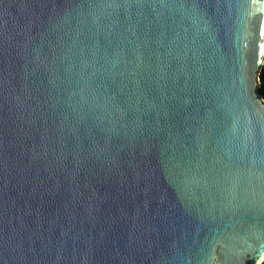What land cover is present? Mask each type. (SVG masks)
I'll list each match as a JSON object with an SVG mask.
<instances>
[{"label":"water","instance_id":"obj_1","mask_svg":"<svg viewBox=\"0 0 264 264\" xmlns=\"http://www.w3.org/2000/svg\"><path fill=\"white\" fill-rule=\"evenodd\" d=\"M264 0H0V264L264 261Z\"/></svg>","mask_w":264,"mask_h":264},{"label":"trees","instance_id":"obj_2","mask_svg":"<svg viewBox=\"0 0 264 264\" xmlns=\"http://www.w3.org/2000/svg\"><path fill=\"white\" fill-rule=\"evenodd\" d=\"M260 78H261V83H260L257 91L264 98V66L261 69ZM261 264H264V261Z\"/></svg>","mask_w":264,"mask_h":264},{"label":"rangeland","instance_id":"obj_3","mask_svg":"<svg viewBox=\"0 0 264 264\" xmlns=\"http://www.w3.org/2000/svg\"><path fill=\"white\" fill-rule=\"evenodd\" d=\"M264 66V65H263Z\"/></svg>","mask_w":264,"mask_h":264}]
</instances>
